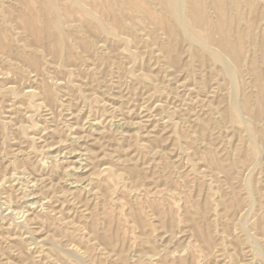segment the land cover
<instances>
[{
  "label": "rangeland",
  "instance_id": "rangeland-1",
  "mask_svg": "<svg viewBox=\"0 0 264 264\" xmlns=\"http://www.w3.org/2000/svg\"><path fill=\"white\" fill-rule=\"evenodd\" d=\"M245 1L236 64L159 0H0V264H264Z\"/></svg>",
  "mask_w": 264,
  "mask_h": 264
},
{
  "label": "bare ground",
  "instance_id": "bare-ground-1",
  "mask_svg": "<svg viewBox=\"0 0 264 264\" xmlns=\"http://www.w3.org/2000/svg\"><path fill=\"white\" fill-rule=\"evenodd\" d=\"M136 1H139V0H136ZM211 1L215 7L216 14H217V20L213 21V22H211L209 20L208 15L205 13V11H206L204 8L205 0H159V2L161 3V5L164 8L163 9L164 15H166V17L168 16L167 18H169V17L173 18L174 21H180L181 23H184L185 26L194 34V36L196 38H201V33L203 30L205 31L206 28H207V31L209 32V34L215 33V32L220 33L221 34L220 45H221V48L223 49V51L225 53V56L230 58L234 63L238 64L241 62V60H243L242 59L243 57H244V60L246 57L241 54V39L239 40V39L235 38V36H231L232 34L230 35V31H232V28L234 29L235 26H241L242 22H244V20H246L245 19L246 17H248L249 19L251 18L250 16L244 15L243 9L246 5V1L245 0H211ZM181 3L184 5L183 11L182 10L180 11L181 8H179V4H181ZM49 7H52V4ZM247 8H248V6H247ZM88 14H90V13H88ZM159 17H160V15H159ZM97 18H98V16H97ZM32 19L33 18L31 17L30 20H32ZM249 19L247 20L248 23L251 22V19L250 20ZM30 20H29V22H30ZM156 20L161 25L166 24L164 22L165 20L163 18H159ZM31 22L33 23V21H31ZM34 25H35V22H34ZM36 27H38V26H36ZM30 29H32V28H30ZM261 53L264 56V46L263 45L261 46ZM212 57L216 61H221V58H222V56L220 57V55H218L216 53H213ZM254 75H255L256 83H257V87H258V90L255 93V96H257V98L260 102V107H261L260 111L262 112L264 109V85H263L264 74H261L259 71V68L257 69V67H256L254 69ZM247 103L251 104L250 102L246 101V104ZM260 135H261V133H260Z\"/></svg>",
  "mask_w": 264,
  "mask_h": 264
}]
</instances>
